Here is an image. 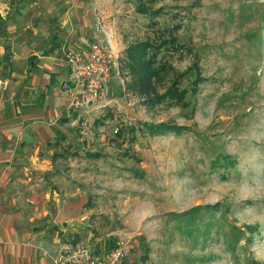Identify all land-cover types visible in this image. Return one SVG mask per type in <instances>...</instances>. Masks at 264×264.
Wrapping results in <instances>:
<instances>
[{
    "label": "rangeland",
    "instance_id": "obj_1",
    "mask_svg": "<svg viewBox=\"0 0 264 264\" xmlns=\"http://www.w3.org/2000/svg\"><path fill=\"white\" fill-rule=\"evenodd\" d=\"M140 4L158 16L138 11ZM87 10L86 35L100 19L119 70L128 45L159 44L172 33L176 47L166 43L157 55L166 67L157 93L175 80L188 93L183 105L148 107L125 91L120 73L97 105H68L50 121L37 120L28 150L40 152L46 166L72 169L84 191L89 186L81 213H94L75 221L78 233L70 242L82 240L100 253L124 242L130 253L122 264H264V0H0V54L1 45L12 42L11 55L20 58V73L0 61L1 103L18 88L27 57L47 48L65 13L79 25ZM196 72L203 79L191 93ZM141 122L181 130L152 136ZM3 129L0 124V135ZM86 149L100 157H86ZM56 152L64 157L53 160ZM220 155L235 165L213 168ZM55 177L45 181H63ZM206 205L213 212L198 219L201 235L189 234V215L177 214ZM234 228L241 232L235 244Z\"/></svg>",
    "mask_w": 264,
    "mask_h": 264
},
{
    "label": "crops",
    "instance_id": "obj_2",
    "mask_svg": "<svg viewBox=\"0 0 264 264\" xmlns=\"http://www.w3.org/2000/svg\"><path fill=\"white\" fill-rule=\"evenodd\" d=\"M80 14L83 17L81 15L79 25H76V20L67 16L70 12L65 13L47 48L27 57L28 63L25 61L24 71L18 75L16 92L9 94V101L0 102V124H4L0 135V264H54L53 258L61 243L70 241L78 233L73 228L75 221L89 219L94 213L91 209L81 213L90 201V190L88 185H85V191L82 186L79 188L70 174L72 169L65 168L64 171L46 166L41 163L40 152L28 150L29 144L35 142L31 130L40 127L37 120L50 121L68 108L69 95L61 90L63 82L68 87L70 82L64 52L86 51L92 38L91 31L87 36L85 29L91 12L87 10ZM41 15H37V22ZM9 43L10 46L1 45L0 61L4 62L2 46L6 45L7 64H14V73H20L16 70L20 58L11 55L13 44ZM32 59L35 62L30 68ZM2 66L7 67L5 63ZM51 133L50 136L52 130ZM56 154V157L52 155L53 160L64 157ZM39 175L49 179L56 176L57 180L62 178L63 181L47 182Z\"/></svg>",
    "mask_w": 264,
    "mask_h": 264
},
{
    "label": "trees",
    "instance_id": "obj_3",
    "mask_svg": "<svg viewBox=\"0 0 264 264\" xmlns=\"http://www.w3.org/2000/svg\"><path fill=\"white\" fill-rule=\"evenodd\" d=\"M156 0H150V2H155ZM138 11L149 15L152 19L158 16L159 11L153 10L150 7L145 6L144 4L139 5ZM170 43L171 49L176 47L177 40L176 37L171 33L170 37L166 40L163 39L159 44H154L148 40L137 41L128 45L125 50L123 57L120 58V73L123 75L125 79V91L137 95L138 97L143 99V104L148 107L155 106L156 104H160L162 102L173 103L176 105H183L185 103V98L188 93L186 88H180L177 86L178 82L175 80L170 86L164 90L163 93H157L156 84L162 80L164 77L163 73L166 70L165 65H160L157 62V55L160 52L161 48L164 44ZM3 54L2 60L5 65L7 64V47L6 45L2 46ZM182 77V74H177ZM203 78L200 77V74L196 72L194 80H192V85L190 86V92H196L197 85L201 82ZM112 81V80H111ZM111 83V82H110ZM109 83V85H110ZM108 85V87H109ZM107 87V88H108ZM101 119V118H100ZM98 120H95L94 123H98ZM140 125H143L147 132L152 135H158L161 133H165L168 129L174 130L175 133H179L181 130L180 127H175L168 123H147L141 122ZM134 132V129H132ZM116 135H121L122 130L118 128L115 131ZM74 155H77L76 153ZM84 155L88 158H98L100 157V153L91 150H85ZM58 156L56 153L53 154V157ZM236 163L234 158L228 157L227 155H220L215 158L211 162V166L213 168L216 167H231ZM212 210L207 208L206 206H196L193 207L181 214H177L178 216H188V225L189 231L188 233L191 235H201L200 230L195 228V225L198 219H201L204 213L212 214ZM248 229L254 230V227H248ZM256 229V228H255ZM241 234V232H240ZM239 231L237 228H234L233 233H231V241L233 244L238 242L240 237ZM147 252L145 253L146 256Z\"/></svg>",
    "mask_w": 264,
    "mask_h": 264
},
{
    "label": "built area",
    "instance_id": "obj_4",
    "mask_svg": "<svg viewBox=\"0 0 264 264\" xmlns=\"http://www.w3.org/2000/svg\"><path fill=\"white\" fill-rule=\"evenodd\" d=\"M93 35L86 51L66 50L64 60L70 72L69 108L97 105L105 100L112 79L119 78L117 54L100 19L93 25ZM128 244H116L104 251L94 252L82 240L61 243L53 258L54 264H122L129 256Z\"/></svg>",
    "mask_w": 264,
    "mask_h": 264
},
{
    "label": "water",
    "instance_id": "obj_5",
    "mask_svg": "<svg viewBox=\"0 0 264 264\" xmlns=\"http://www.w3.org/2000/svg\"><path fill=\"white\" fill-rule=\"evenodd\" d=\"M67 89H68V84H67L66 82H63V83L61 84V90H62L63 92H66Z\"/></svg>",
    "mask_w": 264,
    "mask_h": 264
},
{
    "label": "bare ground",
    "instance_id": "obj_6",
    "mask_svg": "<svg viewBox=\"0 0 264 264\" xmlns=\"http://www.w3.org/2000/svg\"><path fill=\"white\" fill-rule=\"evenodd\" d=\"M69 85H70V82H69ZM69 88V87H68ZM67 91H68V89H67Z\"/></svg>",
    "mask_w": 264,
    "mask_h": 264
}]
</instances>
